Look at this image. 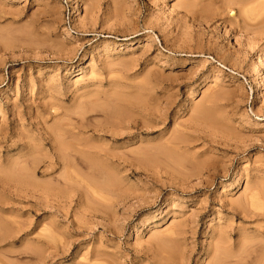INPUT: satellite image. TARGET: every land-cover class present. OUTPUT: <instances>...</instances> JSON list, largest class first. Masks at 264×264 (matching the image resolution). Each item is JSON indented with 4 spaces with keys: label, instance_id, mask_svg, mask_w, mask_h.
<instances>
[{
    "label": "rangeland",
    "instance_id": "374dc122",
    "mask_svg": "<svg viewBox=\"0 0 264 264\" xmlns=\"http://www.w3.org/2000/svg\"><path fill=\"white\" fill-rule=\"evenodd\" d=\"M238 2L0 0V264H264V31ZM140 99L170 108L112 136L104 105Z\"/></svg>",
    "mask_w": 264,
    "mask_h": 264
},
{
    "label": "bare ground",
    "instance_id": "6f19581e",
    "mask_svg": "<svg viewBox=\"0 0 264 264\" xmlns=\"http://www.w3.org/2000/svg\"><path fill=\"white\" fill-rule=\"evenodd\" d=\"M218 1V0H217ZM224 1V0H223ZM234 3H235V1L237 2V0H232ZM239 1H242L243 3H241V5H240V2H238V4L237 5H240V7L238 6V8H240V9H238V11H239V13H241V16L243 15V19L242 20H244V19H246L245 17L246 16H248V17H250V15H252L253 13L251 12V11H245L244 12V8H243V6L245 5V4H248L247 3V1H249V3L250 2H257L258 0H245V4H244V1L243 0H239ZM233 3V4H234ZM261 5H263L264 6V1H263V3L261 4ZM263 6H262V8H263ZM76 7V6H75ZM262 8H260V10L262 11V10H264V8L262 9ZM75 9V8H74ZM242 9V10H241ZM76 11V10H75ZM242 11V12H241ZM238 13V14H239ZM244 13V14H243ZM262 14L264 13V11L263 12H261ZM261 13H258V16H259V14H261ZM261 14V15H262ZM260 15V16H261ZM262 16H264V15H262ZM261 16V21H258V23H257V25H251V24H249V22H248V24H246L247 23V21H246V23H245V20L242 22V23H244L243 25H245V26H247V28H248V30H251V29H253L256 33H261V32H263L264 31V18ZM261 26V27H260ZM251 27V28H250ZM247 28H246V30H247ZM250 28V29H249ZM252 30V31H253ZM259 31V32H258ZM264 33V32H263ZM257 83H258V86H257V88H256V91H258V90H260L261 89V87H262V85L264 84V82H263V78L261 77V76H259V80L257 81ZM257 83H256V85H257ZM117 99H120V98H117ZM125 103V102H124ZM129 105H128V107H125L126 108V112H124V113H119V110L116 108L117 106H115L114 104H108V105H104L105 107L103 108V113H104V115H103V118H104V124H105V127L106 128H109L108 129V131L109 132H111V135L112 136H117V135H119V133H120V135L121 134H123V132H127L128 133V131L127 130H131V129H133V128H135V129H138V130H140V128H143L144 126L145 127H148L149 125L151 126V124H154V123H159V121L158 120H163V118H164V112H163V109H164V111H168V109L170 108V104H165V106L164 107H160V106H158V107H156L155 105H153V104H146V102L143 100V99H140L139 101H138V103H132V102H127ZM126 103V104H127ZM127 106V105H126ZM133 108H135L136 110H138V113H139V115H140V117L142 118L141 120H139V119H135L136 117L135 116H133V115H135V113L132 111L133 110ZM115 110H116V112H115ZM118 110V111H117ZM134 113V114H133ZM83 114V113H82ZM130 114H133V115H130ZM135 117V118H134ZM69 121V120H68ZM81 121H82V119H81ZM79 122L80 124H82V122ZM70 123H71V121H69ZM64 125H67V128H69L68 127V124H63L61 127H60V125H59V130L61 129L63 132L62 133H66L65 131H64V128H62V127H64ZM71 125V124H70ZM79 125V124H78ZM80 126V125H79ZM139 126H141L140 128H138ZM55 127L57 128V126L55 125ZM54 128V126H52V129ZM66 128V127H65ZM70 128L71 129H69L70 130V134H72V133H74V128H73V131H72V133H71V130H72V126H70ZM52 129H50L49 131H51ZM78 130L80 129V128H77ZM54 130H57V129H53V133H55V135H56V137H57V135H59L58 133H61V132H58V130H57V134H56V132H54ZM68 130V131H69ZM101 130V129H100ZM104 130V129H103ZM67 131V130H66ZM96 131V130H95ZM108 131H105L104 130V132H107L108 133ZM116 131H119V133L118 134H116L117 132ZM51 132V133H52ZM102 132V131H101ZM116 132V133H115ZM51 133L49 134V137H50V135H51ZM52 133V134H53ZM67 133H69V132H67ZM76 133V132H75ZM78 133H79V131H78ZM77 133V134H78ZM69 134V135H70ZM106 134V133H105ZM61 135V134H60ZM59 135V136H60ZM68 135V134H67ZM53 135H51V141H50V143L52 142V139H53V137H54V139H56V137L55 136H53ZM65 136H66V134H65ZM74 136V135H73ZM115 136V137H116ZM63 137V136H62ZM70 137V136H69ZM75 137V136H74ZM67 137H65V139H66ZM72 138V137H71ZM124 138H126V136L124 137ZM47 140L49 139V138H46ZM54 139H53V141H54ZM64 138H62L60 141H59V143L61 144V146H64V145H62V143H61V141L62 140H65ZM73 139V138H72ZM114 139V138H113ZM46 140V141H47ZM43 141H45V139L43 140ZM55 142H58V140H55L54 141V143ZM62 142H65V141H62ZM53 143V144H54ZM59 143H58V146H59ZM72 142H70V145H71V147L69 146V144H68V147H70L68 150H69V152L70 151H72L71 150V148L73 147L72 145L73 144H71ZM75 145V144H74ZM57 146V144H56V146L54 145V146H51V147H58ZM67 146V143H65V146H64V148ZM60 147V146H59ZM59 147H58V151L57 152H59V151H61L62 152V150L64 151V152H66L65 151V149H62L61 147H60V149H59ZM76 147V146H75ZM52 148V149H53ZM74 148V147H73ZM54 149H57V148H54ZM67 149V148H66ZM74 151H76V150H73V153H75ZM165 151V150H164ZM61 152H59V153H61ZM64 152H62V153H64ZM78 152V151H77ZM67 153V152H66ZM73 153H72V155H73ZM100 153V152H99ZM79 154L80 153H78V155L77 156H74V157H80L79 156ZM91 154H93V153H91ZM91 154H89V155H87V156H91V158H92V156L93 157H96V159L95 158H93V159H95L94 161L90 158V157H86V155L84 156V158L83 157H80L81 158V160H82V158H83V160H85V157H86V159H88V160H92L95 164H96V166H97V161H98V159H97V156H100L99 154H97V156H96V154L94 153V155H91ZM63 155H66L67 157H68V153L67 154H63ZM63 155H60V156H63ZM72 155H70V156H72ZM57 156H59V154H57ZM56 156V157H57ZM60 156H59V158H57V160L55 159V158H52V159H54L55 160V162L54 161H52L51 159H49V157H48V159H49V161H52V162H48L49 163V166H52V168L51 169H53L54 167H55V165H60L61 166V162H63V164L62 165H64V163H66V162H70V160H69V158H67L68 160H66V162H64V161H61V160H64L62 157H61V159H60ZM66 156L64 157V158H66ZM69 156V157H70ZM52 157H54V156H52ZM99 158V157H98ZM47 159V160H48ZM77 159V158H76ZM74 160H75V158H74ZM87 160V161H88ZM61 161V162H60ZM86 161V160H85ZM92 161H89L90 162V165H92L93 164V162ZM38 162H40V161H38ZM37 161H36V163H38ZM92 162V163H91ZM99 162V161H98ZM35 163V165H37ZM45 163V162H44ZM72 163V162H71ZM100 163V162H99ZM98 163V164H99ZM39 164V163H38ZM67 164H69V163H67ZM101 164H102V162H101ZM101 164H99V168H98V170H100V169H103V164L101 165ZM33 166V167H37V166ZM73 164H71V166H72ZM94 165V164H93ZM102 166V168H101V166ZM70 166V165H69ZM70 166V167H71ZM32 167V168H33ZM65 167H66V165H65ZM65 167H63V169L65 168ZM68 167V166H67ZM73 167H74V165H73ZM72 167V168H73ZM94 168V167H93ZM92 167H91V169H93ZM37 169H38V167H37ZM67 169H69V168H67ZM74 169V168H73ZM18 170H20V168L18 169ZM17 170V171H18ZM22 170V173H24V175L26 174L27 175V173L26 172H24L23 170H25V169H21ZM96 170V169H95ZM97 170V171H98ZM35 171V169L33 170V172ZM69 171V170H68ZM14 172V171H13ZM29 172V171H28ZM71 172V171H70ZM20 173V172H19ZM22 173H21V175H22ZM65 173V172H64ZM67 173V172H66ZM7 174H9V173H7ZM68 174V173H67ZM10 175L12 176V174L10 173ZM14 175V174H13ZM20 174L19 175H17L16 176V174H15V176H13V179H12V182H13V180L15 181L16 180V184H18V185H20V186H22V187H24L25 188V190H27L28 192H30V193H32V194H42L43 196H49L51 193H52V187L51 188H49V187H45V186H42L41 184H37V183H34V179L33 178H30V179H33V182H31L30 181V179H27L26 177H28V176H21ZM29 175V174H28ZM11 176H9L10 178H11ZM30 176H32L31 174H30ZM75 176V175H74ZM6 177H8V176H6V174H5V176H4V179L6 178ZM7 179V178H6ZM5 179V180H6ZM65 179H67L66 177H65ZM64 179V180H65ZM71 179V178H70ZM73 179V178H72ZM4 180V181H5ZM9 180V179H8ZM11 180V179H10ZM5 182H7V181H5ZM4 182V183H5ZM10 182V181H9ZM66 182H67V180H65L64 181V183L66 184ZM4 183H3V185H4ZM44 185V184H43ZM41 196V195H40Z\"/></svg>",
    "mask_w": 264,
    "mask_h": 264
}]
</instances>
